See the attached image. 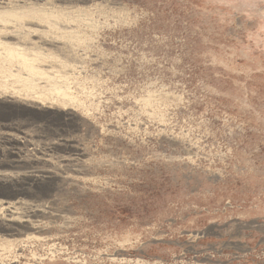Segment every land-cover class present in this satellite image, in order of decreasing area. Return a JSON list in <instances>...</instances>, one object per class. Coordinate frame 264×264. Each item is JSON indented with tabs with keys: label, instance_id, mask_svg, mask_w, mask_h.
Segmentation results:
<instances>
[{
	"label": "rangeland",
	"instance_id": "obj_1",
	"mask_svg": "<svg viewBox=\"0 0 264 264\" xmlns=\"http://www.w3.org/2000/svg\"><path fill=\"white\" fill-rule=\"evenodd\" d=\"M0 40L73 98L0 55V169L55 176L0 264H264V0H0Z\"/></svg>",
	"mask_w": 264,
	"mask_h": 264
},
{
	"label": "bare ground",
	"instance_id": "obj_2",
	"mask_svg": "<svg viewBox=\"0 0 264 264\" xmlns=\"http://www.w3.org/2000/svg\"><path fill=\"white\" fill-rule=\"evenodd\" d=\"M51 23H55V22L51 21ZM33 45H34V42H33ZM29 48H26V46L21 47V45L18 44V41L17 42H7V41L0 40V55H3L6 59L15 60L18 62V64L20 63L21 66L25 68L28 75L31 77L29 80L30 84L28 82L22 83V87L20 89H22L25 92H28L29 94H31V92L34 93V91L35 93H38L39 90H37L38 92H36V87L33 82H35L36 79H39L40 77H46L45 80L47 79L46 80L47 85L44 82L46 87H51L55 91V93L57 95L62 96L63 99H68V101L69 100L72 101L73 98L68 93V88H67L68 87L67 80L69 79L70 74H68V72H65L66 67H68L71 64L67 62H63V64L61 63L62 66L60 67L63 68V71L62 69L59 68L60 71H56V73L58 72V74L56 75L55 72L54 74L48 68L46 69L45 67H43L44 64L42 63L43 62L45 63V60H46L45 56L43 58V56H40L37 53H35V51L39 52V50L34 49L35 51H33L32 49L33 47H31L30 49ZM48 63H50V61ZM2 100L0 98V101ZM4 100L6 102L8 99L6 98ZM3 105L4 104H2V106ZM11 128H12V124L10 125V123H4L3 125L0 126V143L4 145L3 149H0V168L2 166L6 167V165L7 166L15 165V164H18L21 159L24 160L23 157L20 160L18 156L14 157L17 152H14L13 150L8 149L9 147L7 148L5 146V145H8L11 148H14L15 146L17 147V145L19 146L20 144L19 134L17 135L13 133L11 131ZM20 131L22 133V134L20 133L22 135V138L27 139V142L32 139V135L28 133V131H25L24 129ZM66 142L68 143L70 142V140H66ZM17 149H19V147ZM63 150H67L68 153H71L72 145L71 146L66 145V147L63 148ZM19 152L17 154H19ZM70 155H68L64 159L67 163L72 162V158ZM19 164H22V163H19ZM17 172L13 173L10 171L8 172V170L6 171V169H0V187L2 188V190L0 189V233H2L1 236L3 237L5 236V238L7 236L9 237L13 235H18L21 232H26L34 228L31 223L32 222L31 219L35 217L37 218V216L39 215V212L41 211L40 209H37L38 206L36 205V208L33 207L34 209L32 208L29 211H28L29 208L28 209L26 208L28 212L22 213L20 209H22L21 206L24 204V202H21L20 200L12 201L10 199L11 198L19 199V197L17 196L28 193L27 190L31 186L49 190V186H50L49 184H51V182L53 181L55 177L54 172L52 173L51 171H46V170L42 171L40 169H37L31 173H29V171L24 172V173L23 172L17 173ZM44 183L47 184L45 187L43 186ZM38 208H41V207H38ZM18 210H20L19 212L21 213L17 212ZM4 212H7V213H4Z\"/></svg>",
	"mask_w": 264,
	"mask_h": 264
}]
</instances>
